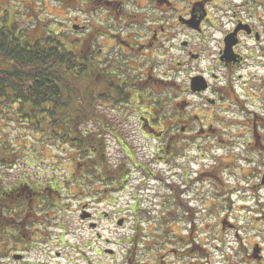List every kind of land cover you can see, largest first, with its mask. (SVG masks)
<instances>
[{"label":"rangeland","instance_id":"rangeland-1","mask_svg":"<svg viewBox=\"0 0 264 264\" xmlns=\"http://www.w3.org/2000/svg\"><path fill=\"white\" fill-rule=\"evenodd\" d=\"M120 4L125 11L133 9L131 0H122ZM103 12H106L104 5L97 0H0V24L2 19L14 24L17 22L33 35L48 29L55 32L68 47L71 42L78 44V40H83L87 32L100 27L102 20L122 38L125 36L129 39L126 35L137 33L135 38L138 40L139 36H145V30L149 27L147 22L151 21L148 16L145 20L138 18V22H133L131 18L124 22L114 14L107 16V12ZM72 25L83 26L84 30L73 31ZM19 26L17 28L22 29ZM180 38L179 33L171 32L164 37L162 44L154 45L149 52H138L131 56L129 66L142 69L150 63L152 77L167 83L165 86L154 84L151 89H143L141 94L145 100L154 99L160 103L167 119L160 127L150 122L154 130H149L146 126L142 128L144 116L148 118L146 114L136 111L125 117L122 123L130 144L124 150L130 153L131 159L126 156L117 139L107 135L109 160L115 165L123 161L128 178L119 189L116 187L111 192L106 203L93 206L96 209L92 212L99 222L97 231L92 230L95 224L91 229L88 222L81 221L80 207L89 198L101 201L100 198H104L101 191L111 188L91 179L95 192L86 196L85 193L79 194L87 187L82 190L72 186L70 181L69 186L66 182L70 175L68 160L70 154L76 156V152L69 146L65 150L61 145H47L43 137L28 131L17 121L12 108H6L5 111L0 108V152L6 153L0 159V173L5 187L23 181L41 185L54 178L63 187L62 190L60 188V207L43 201L37 209L39 220L34 216L42 224H36L32 219L28 226H22L23 235L30 238V245L26 244L29 248L18 244L13 237L8 240L0 232V264H154L155 255L160 264L161 255L179 249L182 237L189 233V227L198 231L197 236L202 242L210 243L206 244V249L209 253L214 251L209 255L211 264H226L222 255L232 260L240 259L237 249L241 248L242 237V140L230 137L229 142L237 144L228 148L214 144L207 146L206 153L216 157L211 158L207 155L198 156L197 147L188 140L175 142L166 154L163 152L165 140L158 137L162 132H172L171 121L176 112L174 103L179 99L182 77L176 67H173L174 71L170 72V69L178 58ZM93 40L95 47L109 56L124 55L117 44L107 45L111 49L100 46L107 43V39L93 36ZM145 54L146 57L142 56ZM149 56L152 58L147 60ZM173 81L176 85H172ZM146 103L142 106L143 111L148 105ZM164 157L167 163L163 162ZM184 163L186 168L183 172ZM137 198L142 202L138 219L143 240L136 247L138 251L135 256L130 258L125 256V250L131 242L134 221H137L133 207L134 199ZM104 213L107 214V220L102 219ZM10 215L18 221L24 219L20 208ZM194 217L196 222L190 226L188 221ZM224 219L236 226L231 230H222L220 222ZM119 221L121 224L118 226ZM10 230L17 238L20 232ZM96 233L99 237H96ZM60 237L64 242L60 240L58 244L57 238ZM106 239L110 242L107 243ZM13 253L25 255V262L13 261Z\"/></svg>","mask_w":264,"mask_h":264},{"label":"flooded vegetation","instance_id":"flooded-vegetation-1","mask_svg":"<svg viewBox=\"0 0 264 264\" xmlns=\"http://www.w3.org/2000/svg\"><path fill=\"white\" fill-rule=\"evenodd\" d=\"M121 1L97 0L104 5L107 13H103L107 16L114 14L124 22L128 18L138 22V18L145 20L150 16L145 36H139L138 40L135 38L138 34L133 33L126 35L129 39L125 36L122 38L104 20L98 30L92 29L85 35L96 32L98 39L108 40L104 45H98L110 49L107 45L117 44L121 47V53L125 56L120 53L119 57L110 58L112 62L115 58L121 60L118 71L123 79V88L131 96L128 102L135 105L129 114L138 111L135 102L140 105L147 102L145 106L148 107L152 104L154 99L145 100L141 96L143 89H151L154 84L167 85L152 77L150 63L142 69L129 66L131 56L138 52H149L154 45L162 44L164 37L171 32L181 35L178 58L173 61L170 72L176 67L182 80L179 99L174 103L176 112L171 121L172 132H162L158 136L165 140L163 152L167 154L177 141L188 140L197 147L198 156L216 158L206 153L207 146L214 144L228 148L237 144L229 142L230 137L242 140V237L241 248L237 249L241 257L238 261L225 255L221 258L226 264H264V0H131L133 9L129 11L124 10ZM103 53L108 55L107 52ZM142 56L146 57V54ZM151 58L149 56L147 60ZM172 85L176 83L173 81ZM125 108L128 111L127 105ZM142 128L145 129V125ZM162 160L167 163L165 157ZM185 168L184 163L183 172ZM102 195L104 198H100L101 201L89 198L80 207L81 212L91 211L90 218L83 222L95 224L93 231H97L99 226L92 212L96 209L93 206L106 203L110 193ZM103 218L107 220V214L104 213ZM188 222L191 226L196 218ZM220 223L222 230H231L236 226L228 219ZM188 229L189 233L182 237L179 249L161 255L160 264H177L180 260V264H211L209 255L214 251L209 253L206 249V244L210 243L202 242L197 236L198 231L191 227ZM9 231L5 238L10 240L13 237L17 241L20 238L23 241H18V244L26 246L21 235L18 234L16 238ZM95 235L99 237L97 233ZM135 236L132 232L131 242L125 250V256L130 258L135 256L138 251L136 247L143 240V233L137 239ZM60 240L64 242L60 237L57 238L58 244ZM236 240L239 241V238L236 237ZM105 241L110 242L108 239ZM15 255L21 257L16 259ZM56 255L59 256L58 253ZM25 257L23 254L11 255L16 263L25 262ZM153 257V263L159 264L157 255Z\"/></svg>","mask_w":264,"mask_h":264},{"label":"trees","instance_id":"trees-1","mask_svg":"<svg viewBox=\"0 0 264 264\" xmlns=\"http://www.w3.org/2000/svg\"><path fill=\"white\" fill-rule=\"evenodd\" d=\"M17 26V22L4 19L0 24V108L2 111L12 108L17 121L43 137L47 145H61L65 150L69 146L76 152V156L70 154V175L66 182L82 190L87 187L79 194L95 191L91 179L112 190L102 193L119 189L127 181L128 173L123 161L117 165L110 162L106 137H115L124 152V148H129L122 122L135 106L128 102L131 96L123 88L118 71L121 60L115 58L112 62V56L104 55L95 47L96 32L85 35L76 45L71 42L68 47L53 31L47 29L33 35ZM135 103L138 112L148 116L143 121L150 130L153 129L150 122L160 127L165 121V112L157 101L153 100L144 111L143 105ZM5 154L0 152V159ZM3 182L0 173V232L6 235L10 227H16L30 244V238L22 233V226H28L33 220L42 224L34 217L41 202L60 207L63 187L56 178L41 185L23 181L5 187ZM141 206V199H135V239L143 233L138 219ZM16 208L22 210L23 221L10 215Z\"/></svg>","mask_w":264,"mask_h":264},{"label":"water","instance_id":"water-1","mask_svg":"<svg viewBox=\"0 0 264 264\" xmlns=\"http://www.w3.org/2000/svg\"><path fill=\"white\" fill-rule=\"evenodd\" d=\"M79 27H77V26H73V29H78ZM90 215L89 214H81V218L82 219H85V218H88ZM121 224V222L119 221L118 222V225H120ZM91 226H94L93 224L91 225ZM21 256L20 255H15V257L14 258H16V259H19Z\"/></svg>","mask_w":264,"mask_h":264}]
</instances>
